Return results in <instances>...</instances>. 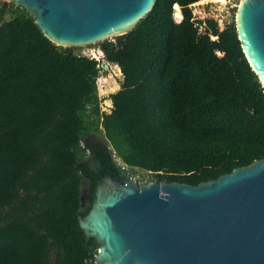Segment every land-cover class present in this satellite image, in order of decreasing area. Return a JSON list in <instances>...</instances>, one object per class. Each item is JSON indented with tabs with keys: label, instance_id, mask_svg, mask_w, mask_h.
<instances>
[{
	"label": "trees",
	"instance_id": "obj_1",
	"mask_svg": "<svg viewBox=\"0 0 264 264\" xmlns=\"http://www.w3.org/2000/svg\"><path fill=\"white\" fill-rule=\"evenodd\" d=\"M199 1L156 0L133 30L98 43L122 75L109 112L100 63L11 4L0 23V264H96L100 245L78 215L100 179L124 177L117 160L142 182L197 185L264 158V86L234 21L189 4L221 22L225 6Z\"/></svg>",
	"mask_w": 264,
	"mask_h": 264
},
{
	"label": "water",
	"instance_id": "obj_2",
	"mask_svg": "<svg viewBox=\"0 0 264 264\" xmlns=\"http://www.w3.org/2000/svg\"><path fill=\"white\" fill-rule=\"evenodd\" d=\"M9 1L64 48L126 34L156 2ZM234 24L243 54L264 86V0H241ZM78 220L100 245L96 264H264V158L197 185L107 174Z\"/></svg>",
	"mask_w": 264,
	"mask_h": 264
},
{
	"label": "rangeland",
	"instance_id": "obj_3",
	"mask_svg": "<svg viewBox=\"0 0 264 264\" xmlns=\"http://www.w3.org/2000/svg\"><path fill=\"white\" fill-rule=\"evenodd\" d=\"M205 2H214V3H218L224 7V11L226 13V17H227V21L226 22H221L220 19H216L214 17H212L209 13V5H205V4H199V5H193L192 3L189 4V7L192 8L193 14H195L196 16H198L199 18H207V17H211L215 20H217V22L220 23V25H225L227 23H231L232 21L235 20V13H236V7H233L231 3H228L227 5H225L226 3H224V1H219V0H207V1H199V3H205ZM181 8V7H180ZM173 19L175 21H180L181 19H175L173 17ZM220 20V21H219ZM114 39V38H113ZM110 39V40H113ZM74 51L77 53H81L83 55H86L88 57H92V55H96L98 57H100V59L102 60V56L100 53V49L98 47V44H92L89 46H84V47H79V48H73ZM102 57V58H101ZM105 62L100 63L99 65L102 66V70L100 71V75L97 78V91H98V96L101 98V109L104 110L105 112H109L110 111V107H111V101L109 100V95L115 91H117L120 88V84H121V80H122V75L121 72L119 70V68L110 63V62ZM94 140H100L99 137H92ZM139 175V174H138Z\"/></svg>",
	"mask_w": 264,
	"mask_h": 264
},
{
	"label": "built area",
	"instance_id": "obj_4",
	"mask_svg": "<svg viewBox=\"0 0 264 264\" xmlns=\"http://www.w3.org/2000/svg\"><path fill=\"white\" fill-rule=\"evenodd\" d=\"M241 0H226V4L227 5L228 3H231L233 7H238L239 3H240ZM11 4H13L12 2H10L9 0H0V23L3 21V19L5 18L6 16V11L9 10ZM101 53V56L103 57V54H102V51H100ZM101 57V58H102ZM90 58H93L95 59L98 63H105L103 62V58L102 60L100 59V57L96 56V55H92V57L90 56ZM117 165L120 167L121 171L123 172L124 174V177L127 178L128 180L130 181H135V182H142L140 181L139 179V175L137 172H132L128 169V167L123 163L121 162L120 160H117ZM137 171V170H135ZM150 182V181H148Z\"/></svg>",
	"mask_w": 264,
	"mask_h": 264
},
{
	"label": "bare ground",
	"instance_id": "obj_5",
	"mask_svg": "<svg viewBox=\"0 0 264 264\" xmlns=\"http://www.w3.org/2000/svg\"><path fill=\"white\" fill-rule=\"evenodd\" d=\"M224 3H226V0L224 1Z\"/></svg>",
	"mask_w": 264,
	"mask_h": 264
}]
</instances>
